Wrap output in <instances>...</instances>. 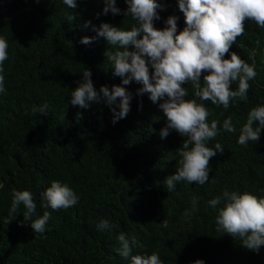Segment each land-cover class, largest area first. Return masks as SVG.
I'll use <instances>...</instances> for the list:
<instances>
[{
    "label": "trees",
    "instance_id": "16d2710c",
    "mask_svg": "<svg viewBox=\"0 0 264 264\" xmlns=\"http://www.w3.org/2000/svg\"><path fill=\"white\" fill-rule=\"evenodd\" d=\"M157 2L162 7L155 27L163 29L174 15L182 31L186 24L178 0ZM77 4L70 9L63 0H0V36L9 44L7 91L0 94V264H129L116 252L121 232L135 235L143 245L134 247L133 254L158 252L164 264L198 259L204 264H264V246L256 253L239 238L216 231L217 209L223 203L217 209L207 203L225 189L264 196V130L258 142L237 143L249 110L264 104V28L247 21L230 49L255 66L247 103L236 101L224 109L196 98L190 83L183 85L189 92L185 99H197L213 113L209 123L220 121V133L207 146L220 143L224 151L211 158L205 185L180 181L169 191L164 180L176 173V151L186 138L175 131L161 138L167 123L159 108L163 101L153 103L148 93L137 95L142 85L135 81L122 85L105 55L116 48L91 26H83L90 20L97 28L110 23L130 30L138 22L123 14H102V0ZM117 7L125 10L128 5L117 0ZM69 14L76 19L69 22ZM85 36L97 38L85 45ZM86 68L97 90L122 85L133 94L126 118L113 124L114 114L105 103L89 109L71 105V92ZM44 103L48 115L33 112ZM229 116L235 133L223 130ZM53 180L76 192L80 199L74 207L53 211L41 206L40 194ZM14 188L33 193L37 208L32 220L51 213L45 233L35 235L29 222L21 223L23 205L16 217H9ZM193 196L199 199V210L186 218ZM102 219L115 227L98 231Z\"/></svg>",
    "mask_w": 264,
    "mask_h": 264
},
{
    "label": "clouds",
    "instance_id": "9594fccd",
    "mask_svg": "<svg viewBox=\"0 0 264 264\" xmlns=\"http://www.w3.org/2000/svg\"><path fill=\"white\" fill-rule=\"evenodd\" d=\"M39 2V0H37ZM103 13L107 15L123 14L138 22L130 30L102 23L99 28L86 21L84 27H92L97 37H104L115 51L105 52L112 65L113 75L122 79V85H130L133 81L142 85L137 95L150 94L153 103H159L166 125L161 129V138H167L175 131L185 137L181 147L177 149L179 157L177 171L168 176L164 183L169 191H173L176 182L205 185L209 181L210 160L224 151L220 143L214 148L207 142L214 140L220 133V121L209 117L213 113L204 103L197 99H185L189 95L184 84H191L194 96L200 101H211L217 107L228 109L236 101L248 102L249 81L254 80L257 73L255 66L250 65L241 56L230 49L237 38L244 34L247 21H254L264 28V0H178L179 10L184 14L186 26L178 31V16H169L165 27H155L161 19L157 9L162 5L157 0H125L128 7L121 10L117 0H102ZM70 9L78 7L77 0H63ZM101 13H97L99 17ZM71 22L74 14L67 17ZM97 37L85 36L81 43L91 44ZM142 37V38H141ZM134 46V50H129ZM9 44L0 36V94L6 93L4 63L8 60ZM230 53V58L226 55ZM153 69L154 71H150ZM83 79L77 81L78 86L71 92L70 103L81 109H89L92 104L105 103L112 111V123L126 118L131 110L133 94L122 85H101L97 90L92 80V72L86 68ZM238 84L233 90L232 85ZM49 105L44 103L33 108L34 113L48 115ZM223 130L235 133L236 127L232 117L223 121ZM264 130V104L251 108L246 122L240 128L237 143L247 146L249 141L258 142ZM213 182H215L213 180ZM42 207L53 211L74 207L79 196L66 183L53 180L50 187L41 192ZM199 199L191 200V209L184 216L190 217L199 209ZM208 205L217 209L216 231L239 238L244 248L259 253L264 246V196L252 192L230 191L225 189L221 195L209 200ZM23 205L24 221L29 222L35 235L46 231L51 213L45 211L43 216L32 220L37 204L29 190H12L9 217H16ZM11 222V220H10ZM115 227L109 220L102 219L96 225L98 231H107ZM119 247L116 252L129 264H164L158 252L152 254H133V248L143 245L135 235L130 238L123 232L117 237ZM192 264H204L203 260H195Z\"/></svg>",
    "mask_w": 264,
    "mask_h": 264
}]
</instances>
